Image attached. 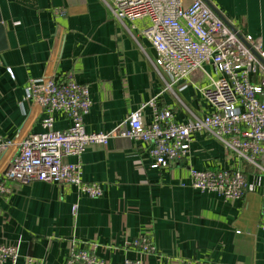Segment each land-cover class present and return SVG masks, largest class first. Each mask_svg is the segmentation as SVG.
<instances>
[{
	"label": "crops",
	"instance_id": "0c3cea01",
	"mask_svg": "<svg viewBox=\"0 0 264 264\" xmlns=\"http://www.w3.org/2000/svg\"><path fill=\"white\" fill-rule=\"evenodd\" d=\"M203 1L224 23L260 37L264 56V0ZM0 18L5 45L0 51V135L11 142L0 152V177L21 142L42 131L39 99L25 98L30 80L41 79L42 92L50 81L67 77L87 85L92 105L83 124L89 133L112 131L154 97L178 123L190 113L201 117L210 111L198 91L208 84L204 74L196 71L189 82L166 90L170 80L154 70L155 51L140 34L146 22L128 31L100 0H0ZM207 71L214 75L211 67ZM151 120L145 108L142 122ZM69 126L67 116L54 113L56 130ZM149 149L147 143L119 136L107 145L88 146L81 156L82 179L100 185L99 198L71 185L8 183L10 193L0 195V245L18 247L16 264H24L26 256L36 264H65L71 252L92 246L107 264H122L135 257L128 244L147 236L156 255L142 256L143 264H166L170 258L264 264V172L206 133L191 137L185 159L161 168H152ZM224 169L245 177L239 200L223 201L189 185L192 170Z\"/></svg>",
	"mask_w": 264,
	"mask_h": 264
},
{
	"label": "built area",
	"instance_id": "2783aa9c",
	"mask_svg": "<svg viewBox=\"0 0 264 264\" xmlns=\"http://www.w3.org/2000/svg\"><path fill=\"white\" fill-rule=\"evenodd\" d=\"M114 20L128 31L145 21L140 34L155 51L152 66L165 80L166 90L190 81L196 71L204 74L208 84L199 87L202 100L210 111L201 117L189 114L185 123L174 121L170 109H159L156 97L132 112L123 124L108 133L85 131L83 120L92 101L89 88L72 77L62 82L50 81L42 92L41 79L30 80L25 87V98L39 99L44 112L42 131L27 136L19 145L0 177V195L10 193L8 183L41 181L71 185L89 198H99L102 189L97 183L82 179L81 156L90 145H107L112 137H127L147 143L152 168L185 159L191 137L206 133L214 137L225 150L237 158L264 168V62L262 40L224 23L203 0H100ZM211 67L212 75L207 71ZM6 72L13 77L12 69ZM149 108L152 120L142 122V114ZM68 117L65 130L54 128V113ZM11 145L0 135V152ZM72 158L74 161H65ZM239 170L190 171V187L200 192H211L223 201L242 198L246 182ZM77 204L72 207L75 216ZM264 230V202L261 207ZM134 258H124L122 264H143L142 256H155L156 248L147 236L134 238L129 244ZM95 246L71 252L65 264H107L97 256ZM16 246L0 245V264H16ZM24 264H36L26 256ZM166 264H195L189 260L170 258Z\"/></svg>",
	"mask_w": 264,
	"mask_h": 264
},
{
	"label": "water",
	"instance_id": "95a60500",
	"mask_svg": "<svg viewBox=\"0 0 264 264\" xmlns=\"http://www.w3.org/2000/svg\"><path fill=\"white\" fill-rule=\"evenodd\" d=\"M205 3H206L207 5H209L206 1H205ZM209 7H211V6L209 5ZM3 38H4L3 26H2V24H1V18H0V51L3 50V49H5V45H4V43H3ZM256 57H257L258 60L264 65V62H263L262 60H260V58H259L258 56H256Z\"/></svg>",
	"mask_w": 264,
	"mask_h": 264
}]
</instances>
